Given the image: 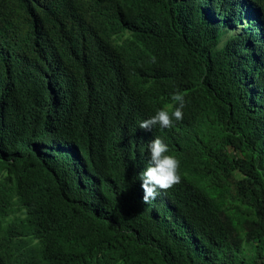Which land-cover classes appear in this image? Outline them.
I'll return each instance as SVG.
<instances>
[{
  "label": "trees",
  "instance_id": "16d2710c",
  "mask_svg": "<svg viewBox=\"0 0 264 264\" xmlns=\"http://www.w3.org/2000/svg\"><path fill=\"white\" fill-rule=\"evenodd\" d=\"M0 264H264V0H0Z\"/></svg>",
  "mask_w": 264,
  "mask_h": 264
},
{
  "label": "clouds",
  "instance_id": "9594fccd",
  "mask_svg": "<svg viewBox=\"0 0 264 264\" xmlns=\"http://www.w3.org/2000/svg\"><path fill=\"white\" fill-rule=\"evenodd\" d=\"M185 93L177 90L171 94V104L158 108L155 114L139 123V128L150 131L156 125L161 128L173 127V121L183 119V109L186 106ZM148 165L139 172L138 179L143 191L142 202L150 204L156 199L159 191H167L181 182L179 173L180 161L170 154L169 147L156 137L149 142Z\"/></svg>",
  "mask_w": 264,
  "mask_h": 264
},
{
  "label": "rangeland",
  "instance_id": "374dc122",
  "mask_svg": "<svg viewBox=\"0 0 264 264\" xmlns=\"http://www.w3.org/2000/svg\"><path fill=\"white\" fill-rule=\"evenodd\" d=\"M226 153L228 155V159H231V158H240L238 152L234 148H232L230 146L226 147ZM242 177H243V175L240 172L233 171V172H231L230 175H228L227 181H228V183L233 184V181H238V180L242 179ZM12 208L13 209H16V210H20L19 207L15 206V205L12 206ZM15 216L19 217L20 216V213L15 214Z\"/></svg>",
  "mask_w": 264,
  "mask_h": 264
}]
</instances>
